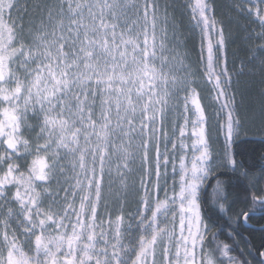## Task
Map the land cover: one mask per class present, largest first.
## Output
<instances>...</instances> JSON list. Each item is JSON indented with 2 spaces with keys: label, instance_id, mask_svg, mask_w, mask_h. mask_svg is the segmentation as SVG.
<instances>
[{
  "label": "snow or ice",
  "instance_id": "1",
  "mask_svg": "<svg viewBox=\"0 0 264 264\" xmlns=\"http://www.w3.org/2000/svg\"><path fill=\"white\" fill-rule=\"evenodd\" d=\"M248 127L264 0H0V264H264L232 227L264 218Z\"/></svg>",
  "mask_w": 264,
  "mask_h": 264
},
{
  "label": "trees",
  "instance_id": "2",
  "mask_svg": "<svg viewBox=\"0 0 264 264\" xmlns=\"http://www.w3.org/2000/svg\"><path fill=\"white\" fill-rule=\"evenodd\" d=\"M185 23H187V21H185ZM239 23L243 25L247 22L243 18L239 19V21H233L231 29L232 32L236 34V37L234 38L235 42L229 45V51L231 57H233V53H235L240 58H243L245 56H249V54L247 52V48L243 46V40L240 38L243 36V33L238 26ZM182 31L184 32L182 39H187L188 50L191 51L192 48L195 47L198 51L200 43L199 31L196 30L195 32H190L187 29ZM192 55L195 56V52H193ZM238 61L240 62V59L236 60V62ZM240 81L241 90L245 92L246 96L249 94V92L255 96V89L258 86L250 82V77H241ZM251 130L252 132L257 131L256 134L250 133V135L240 137L233 147L238 159L243 160L247 165H257L258 169V166L261 163L260 154L264 152V131H261L256 127H252ZM257 169L253 170L255 171ZM221 223L224 224V235H222L220 239L227 240V242L231 243V240L227 239V233L232 230L227 226V223L229 222L222 221ZM232 227L236 228V230L241 234V236L236 237L239 243V248L241 249L250 246L258 247L261 241L264 240V218H261L260 216L253 217L247 224L243 223L242 221L239 225L233 223ZM247 242H250V245H248ZM252 251L253 257H255L254 248Z\"/></svg>",
  "mask_w": 264,
  "mask_h": 264
},
{
  "label": "rangeland",
  "instance_id": "3",
  "mask_svg": "<svg viewBox=\"0 0 264 264\" xmlns=\"http://www.w3.org/2000/svg\"><path fill=\"white\" fill-rule=\"evenodd\" d=\"M236 21H239V20H236ZM239 24H240V23H239ZM239 24H238V26H239ZM240 25H241V24H240ZM233 37H234V38L236 37V34H235L234 32H233ZM242 43H243V46L246 47V46L244 45V42H242ZM258 43H259V41H255V42H253L252 45H255V44H258ZM246 48H247V47H246ZM247 52H248L249 56H251V53H250L248 50H247ZM228 55H229V59H230V61H231L232 57L230 56L229 48H228ZM235 55L237 56V54H235ZM237 57H239V56H237ZM239 65H240V62H239V61L236 62V66L239 67ZM257 86H258V85H257ZM257 98H258V97H257ZM251 128H252V127H248V128H246L244 131H242L240 137L250 135V133H252V134H256L257 131L252 132ZM221 140H223V137H221Z\"/></svg>",
  "mask_w": 264,
  "mask_h": 264
}]
</instances>
